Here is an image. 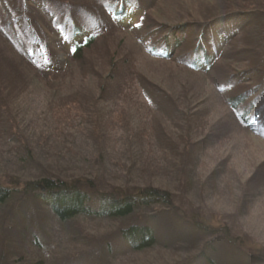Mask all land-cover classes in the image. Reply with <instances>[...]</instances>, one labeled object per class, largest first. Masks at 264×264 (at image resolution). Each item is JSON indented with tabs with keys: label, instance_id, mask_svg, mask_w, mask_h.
<instances>
[{
	"label": "trees",
	"instance_id": "trees-1",
	"mask_svg": "<svg viewBox=\"0 0 264 264\" xmlns=\"http://www.w3.org/2000/svg\"><path fill=\"white\" fill-rule=\"evenodd\" d=\"M57 1L55 4L53 0H0V18L5 17L2 14L4 12L7 15L5 17L7 21L17 20L18 22L25 17L29 22L42 20L52 24L51 28L54 29V34L62 40L58 50L65 53L63 63L54 64L51 62V54L49 60H33L32 55H29L24 49L25 47L21 48L24 42L20 35L22 28H19L16 23L11 25V29L8 31H4L0 27V34L14 48L22 50V57L35 74L40 76L39 74L42 73L41 82L47 84L50 78L51 82L55 84L50 88V94L45 96L51 100L48 109L50 117L44 115L39 119L41 121L36 120L33 125L30 118L28 120L18 119L21 116L16 113V110H8L10 117L3 121L4 123L2 122L8 126V128L4 127L6 129L5 138L15 139L14 142L12 140L4 141L0 146V154L4 155L6 159L4 162L9 161V164L6 163L0 168L3 170L2 179H0V212L3 210L2 207H5L9 210L8 218L11 219L12 204L17 199L26 202L31 198L40 208L46 209V214L49 213L50 216H53L52 220L55 222L69 223V226L64 230L65 233L58 231V235H55L57 240L50 242L51 257H48L56 264H63L66 258H73L75 253L88 250L90 240L81 236V232H85L88 226H93L98 222L127 219L132 217V214L137 210L146 213L147 208L170 205L168 202L172 201L171 195L173 194L169 188L175 187L171 184L176 178V182L180 184V170L178 169L181 152L193 150L190 155L192 167L196 168L201 165V169L208 168L203 158L209 161L213 159V156L207 157L206 152L215 145L212 133V129L215 127L207 123L205 127L198 126V123L205 120L201 113L198 114L199 118L196 124L191 122L190 116H182V113L176 123H169L166 119L169 114L168 110L175 111L176 103L170 99L171 96L162 93V95L157 94L159 97H156L155 100L159 104L158 108L154 104L152 110V112H156L158 118L151 130L148 127L151 125L140 115L136 119L130 117L126 108L128 103L126 95L120 99L122 95L120 89L114 90V92L111 90L113 74L107 73L108 75L103 78L101 72L93 71V68H99L103 73H106L109 63L102 68L101 64L92 65L85 60L84 52L93 46L96 39L105 30L110 29L108 26L115 27L112 24L129 31L133 26H138L140 21L142 29L148 31L154 29L152 26L148 27L154 23L148 14L150 10L146 11L140 7L136 10L138 0ZM1 3L8 6L5 11L2 9ZM57 3H61L62 6L59 11L56 9ZM77 4L82 5V8L88 11L81 9ZM66 5L79 11L70 15ZM263 6H260L259 9L246 11V18L251 19L249 22L251 25L255 21L254 17L263 12ZM257 10H259L258 13ZM52 11L55 14L58 11L61 18L55 17L53 22ZM228 13L231 14L230 10L212 11L208 16L202 18V22L208 24L213 20H221ZM96 15L98 17L100 15L101 19L96 18ZM16 17L20 18L16 19ZM98 19L101 21L98 27L102 28H94ZM28 20L23 21L25 26L29 25ZM233 24L234 26H221L219 29L216 27L213 31L208 30L201 34L198 33V27L194 28L197 30L196 41L189 44L191 48L190 51L187 50L186 54L175 51L171 53L170 46L165 43L167 39L165 36L156 39V41L155 39L150 40V45H145L139 39L141 45L139 47L142 50V55L152 61L175 63L178 67L186 68L196 76L207 78L218 101L233 117L237 128L235 132L242 133L244 130V133L248 132V135L259 136L264 141V67L258 63L243 61V50L239 49L233 53L232 58L235 59L233 62L248 63V69L225 76L219 71L221 67L217 68L218 62L222 59L225 42L230 43L234 33L243 31L244 25L239 27L236 23ZM164 27L159 25L155 28ZM185 27L186 24L183 22L173 27L174 30H178L174 40L175 50L179 49L187 40L188 29ZM37 35L38 31L32 32L26 41L32 44L36 43ZM33 46L36 47V45ZM261 53L264 57V53ZM260 59L264 61L263 58ZM112 68L114 71L115 66L110 67V69ZM214 71L219 76L218 81H211L209 78ZM35 74L32 75L38 77ZM249 82L252 84L248 85ZM43 86L47 87V85ZM139 86L140 91H145L142 87H146L147 91L151 90L148 83L141 82ZM0 90L2 97L8 98V100L14 98L12 91L4 81L0 83ZM96 96L101 100L104 99L100 103L102 105L95 101ZM145 98V103L150 100L147 93ZM178 100L180 101V99ZM121 103H123L122 106H120ZM117 110L120 111L116 113ZM173 120L175 119L173 118ZM1 121L2 119H0ZM232 131L234 130L231 129L230 132ZM199 134V140L192 141V138L189 137ZM2 139L4 140L3 136ZM154 139L157 141L150 142ZM229 139L232 142L235 140L234 138ZM3 147H8L16 152L21 147V161L17 159L12 163L11 160L15 161L13 152H5ZM200 154L202 162L198 161L197 165ZM1 157L0 155V159ZM22 163L26 166L29 164L36 166L33 176H26V178L21 175L26 167ZM7 165H9L8 170L10 171L7 170ZM246 165H248V161ZM175 166L176 168H174ZM222 166L224 164L219 167ZM219 167L215 169H219ZM141 168H146L143 172H148L147 182H134L133 176H137L135 173L139 172L138 169ZM226 169L229 168L225 166V169H222L224 172L220 171V174L219 172L215 174H219L221 178L215 177L218 180L216 188L213 187V190L219 196L225 195L226 200L230 201L231 197L238 198L242 194L243 186L239 181L241 176L233 172H226ZM7 177L9 180L4 181ZM224 177L232 184L223 186L219 190L220 183H223L221 179ZM88 178L91 180L88 181ZM249 178L246 179L244 185L246 191L244 194L246 195L253 189L254 181H256L253 176ZM90 184L99 187V190L97 192L85 191V187ZM250 186L252 189H249ZM112 187L113 192L110 191ZM132 188L136 189L130 191ZM120 190H122L121 193ZM89 193H91L92 201ZM27 196L30 197L27 199ZM246 206L247 204H238L236 207L239 211L240 208L246 210ZM173 208L174 203L171 209ZM164 211H166L165 208L163 211L149 209L146 217H149L150 221L128 225L124 229H120L118 241L121 247L127 249V252L125 255L122 253L123 256L120 257L110 256L108 252H112V249L105 247L103 250L106 251L105 255H108L106 264H139V259L141 264H145L143 260L148 258V253H160V261L170 254L174 250L173 243L171 245L165 242L166 245H161L157 242L155 234V231L158 230L155 225L158 212ZM3 212L0 215H3ZM31 219L30 217L29 221ZM150 222H154L152 226H150ZM184 222L181 223V229L186 228L188 224L190 225L188 230L191 229V232L192 228L193 231L198 230L195 238L200 241L191 248L193 249L198 244L197 248L201 246L193 258L194 260L189 264H204V262L207 264H264V253L256 249L252 252L246 250L242 245L241 238L233 237L232 231L225 226L224 222L216 220V215L190 217ZM12 229L4 225V227H0V232L6 231L8 234L14 232L13 237L15 231ZM191 232L186 235L187 238L192 234ZM183 240L186 238L184 237ZM102 241L100 240V242ZM178 243L180 244V240ZM227 245L230 246V250L224 251ZM190 246V243L185 244V248ZM32 248L41 255L47 252V250L37 248V245ZM24 249V246L20 247V243L15 247L10 246V249L0 260V264H32L34 261L27 262L30 258L28 249ZM156 249L162 251L163 255ZM233 251H236L234 256L231 255ZM230 257L232 258L230 259ZM34 264L39 263L35 262Z\"/></svg>",
	"mask_w": 264,
	"mask_h": 264
},
{
	"label": "rangeland",
	"instance_id": "rangeland-1",
	"mask_svg": "<svg viewBox=\"0 0 264 264\" xmlns=\"http://www.w3.org/2000/svg\"><path fill=\"white\" fill-rule=\"evenodd\" d=\"M53 1H55V4L58 2L57 0ZM138 1L139 3L137 7H135L136 10H138L139 7L146 11L150 10L148 14H150L154 23L148 27L152 26L154 29H152V31H148L144 28L142 29L140 21L138 26H133L129 31H125L124 28L112 24L115 27L108 26L110 29L108 31L105 30L103 34L96 39L93 46L87 52H84L85 60L92 65L101 64L102 68L109 63L106 73H103L99 68H93V71L96 70L101 72V77L103 78L108 75L107 73L113 74L114 80L110 85L111 90L114 92V90L118 91L120 89L122 94L120 99L126 95L128 100L126 108L130 117L136 119V117L140 115V117H143V119L148 121L151 125L148 126L151 130L158 118L156 112H152L154 104L156 108L159 106V104L155 102L156 97H159L157 94L162 95L163 93L166 96H171L170 99L176 103L175 111L168 110L169 114L166 119L169 123H176L177 118H180V114L182 113V116H190L191 122L196 124L199 118L198 114L201 113L205 120L198 123V126L205 127V125L209 124L215 127L212 129L215 145L206 152V156H213V159L209 161L203 158L208 168L201 169V165L200 167L193 168L190 158L193 150L188 152L180 151L183 154L180 155V166L178 169L180 170V184L176 182V178L173 180V184H171V186L175 187L169 188L173 194L171 195L172 201L168 202L170 205L167 207L147 208V210H145L146 213L137 210V212L135 211L132 214V217L127 219L112 220L104 223L98 222L94 223L93 226H88L85 232H81L82 238L90 240L89 246L87 247L88 250L75 253L73 258H66L63 264H106L108 255H105L106 251L103 250L105 247L112 249V252H108L110 256L117 255L120 257L119 254L127 252V249L120 246L118 231L124 229L128 225L150 221V218L146 217L148 210L163 211V208H165L166 211L161 213L158 212V217L155 221V225L158 229L157 232L155 231L156 239L161 245H166L165 242L171 245L173 243L172 247L174 250L165 256L162 261L159 259L160 253H148V258L143 260L145 264H154L155 262H157L156 264H189L190 261L194 260L193 258L197 255L201 247L199 246L197 248L198 244L193 249L191 248L200 241L198 238H195L198 230L193 231L192 228L191 232V229L188 230L190 226L188 224L186 228L181 229V223H185L184 221L188 220L190 217H198L201 215L202 217L216 215V220L224 222L225 226L232 231L233 237L241 238L242 245L246 250L249 252L258 250L264 253V141H262L259 136L248 135V132L244 133V130L242 133L235 132L237 128L234 124L233 117L230 115L229 111H226L224 107H222L207 78L200 75L196 76L186 68L178 67L175 63H160L148 59L142 55L139 42V39H141L145 45H150V40L155 39L156 41V39L165 36V38L167 37L165 43H168V46H170L169 50L171 53L175 51L176 53L186 54L191 48L189 44L196 41L195 33L197 30L194 28L198 27V33L201 34L208 30L213 31L216 27L219 29L221 26H234L233 23H236L239 27L244 25L242 28L243 31L234 33L230 43L225 42L222 59L218 62L217 68L221 67L219 71L224 73L225 76H228L248 69V63H258L264 67V61L260 59H264L261 53H264V6L262 8L263 12L260 14L258 13L259 10H257L258 16L254 17L255 21L252 22V25L249 23L251 19L246 18L245 15L246 11L259 9L260 6L264 5V0ZM1 6L3 11L8 7L4 5V3H1ZM66 6L68 7L67 9L70 15L75 11H79L75 8H69V5ZM78 6L84 9L82 5ZM56 7L59 11V9H61L60 7H62L61 3ZM218 10H230L231 14L228 13L221 18V20H213L208 22V24L202 22L204 16H208L212 11ZM58 11L56 14L53 11L51 12L53 22L55 17L61 18V14L58 13ZM2 14L5 17L7 16L4 12H2ZM5 17L0 18V27L4 31H8L11 29L10 26L14 23L19 25V28H22V34L20 35H22L24 39L21 48L25 47L24 49H26L29 55H32L33 60H49L51 54V62L54 64L63 63L65 61V53L58 50L62 40L57 38L54 34V29L51 28L53 27L52 24L49 22H47V24L42 20H38L39 22L36 21L37 23L32 21L29 22L25 17H23L24 19L22 21L19 20L18 22L17 20L7 21ZM18 18L20 17H16V19ZM96 18L101 19L100 15L99 17L96 15ZM99 19L94 24V28L100 25L101 21ZM24 20H28L29 25L25 26ZM180 22L186 24L185 28L188 29V32L186 34V42L177 49V51L175 50L174 40L176 39V32L178 30H174L173 27L176 24H180ZM159 25L165 27L156 29L155 27ZM209 25H211V27H209ZM35 31H38L36 43L32 44L26 41L27 38H30L31 33ZM31 40L33 41V39ZM33 45H36V47ZM239 49L243 50V61H248V63L233 62L235 61V59L232 58L233 53ZM21 51L22 50L14 48L12 44L0 34V83L4 81L6 85L9 86L14 97L8 100V98L2 97L0 93V119H2L0 122L2 124V126L0 124V146L4 141L8 142V140H12L14 142L15 139L5 138L6 129L4 127L8 128V126H5L3 121L10 117L8 110H16V113L21 116V118L17 116L18 119L28 120L30 118L33 121V125L34 121H41L39 119L43 118L44 115L50 117L48 109L51 100L45 96L50 94V88L55 84L51 82L50 78L47 84L42 83L40 77L42 73L39 74L40 76L35 74L31 66H29L27 61L22 57ZM32 59L31 62L33 61ZM113 65L115 66L114 71H112L113 68L110 69ZM215 72L216 71L212 72V76H209L211 81L217 80L219 77ZM141 82L148 83V87L151 90L147 91L146 87H142L145 91H140L139 85ZM250 84H252V82L248 83V85ZM43 85H47V87ZM146 93L150 100L145 103ZM178 99H180V101ZM102 100L98 96L95 97V101L99 104ZM122 104L123 103H121L120 106H122ZM119 111L120 110H117L116 113ZM104 112L107 113V111ZM173 118L175 120H173ZM37 127L41 128L39 126ZM231 129L234 131L230 132ZM209 132L208 130L207 133L209 134ZM189 137L192 138V141L199 140L200 134L197 136L190 135ZM229 138H234L235 140L232 142ZM156 141L157 139H154L150 142ZM182 141L184 140L182 139ZM2 149L5 150V152H13L15 161L11 160L12 163L16 162L17 159H21V147L18 148L19 150L17 152L10 150L8 147H3ZM0 155L2 156L0 159L1 168L5 166L6 163L9 164V161L7 160L5 163V156L2 154ZM198 161L199 163L202 162L201 154L197 160V165ZM247 161L248 165H246ZM223 164L224 166L220 168L219 166ZM173 165L174 163L172 166ZM8 166L9 165L6 166L7 170ZM225 166L229 168L225 170L226 172H233L241 176V180L239 181H241L240 185L243 186L242 194L238 198L231 197V202L226 200L227 198L225 195L219 196L216 194L217 192L213 190V187L216 188L218 180L215 177L221 178L219 174L224 172L222 169H225ZM35 167L34 164H29L24 168L21 175L25 177L33 176ZM218 167L219 169H215ZM174 168H176V166ZM145 169L146 168L138 169L140 171L135 173L137 176L134 175L132 180L134 182H147L148 172H143ZM2 171L3 170L0 169V179H2ZM217 172H219V174L215 175ZM252 176L256 181H254L253 189L252 186H250L249 189L252 190L246 195L244 194L246 193L244 190L245 181ZM8 180L9 178L7 177L4 181ZM87 180L89 181L91 179L88 178ZM221 182L223 183H220L219 190H221L223 186L232 184V182L229 183V180L225 177L221 179ZM113 187L110 191H112ZM85 188L87 192H97L99 190V187H95L91 184ZM134 189L136 188H132L130 191ZM121 192L122 190H120V193ZM88 195L92 201L91 193ZM29 197L30 196H27V199ZM173 203L174 208L171 209ZM238 204H247L246 210L240 208L238 211L236 207ZM2 209L4 210L5 207H2ZM3 210L1 212H3ZM46 212V209L40 208L31 198L26 200V202L17 199L14 204H12L10 209L11 219L8 218L9 210H4L3 215H0V227H4L5 225L9 227V229L13 228L12 230L15 231V236L12 237L14 232L9 234L6 231L0 232V260L10 249V246L15 247L16 244L20 243V247L24 246V250L28 249L30 258H28L27 262L32 263L34 261L32 264L35 262L39 264H56L49 258L51 257L50 249H52V247H50V242L56 241L55 235H58L57 232H64L65 228L69 226V223H57L52 220L53 216H50L49 213L46 214ZM30 217L32 218L31 221H29ZM42 219L45 221L42 222ZM150 223V226H152L154 222ZM189 232L192 234L187 238L186 235H188ZM194 232H196L195 235ZM106 236L108 237L105 238ZM184 237L186 240H183ZM100 240L103 241L100 242ZM179 240L180 244L178 243ZM106 242L108 243L106 244ZM188 243H190L191 246L185 248V244ZM36 245L37 248L45 251L47 250L46 254L41 255L39 252L35 251L32 247ZM226 247L224 251L230 250V246L228 247L227 245ZM156 250L163 255L162 251L159 249ZM234 253H236V251H233L231 255H236ZM231 258L232 257H230V259ZM183 260L184 262H181ZM139 264H141L140 259Z\"/></svg>",
	"mask_w": 264,
	"mask_h": 264
},
{
	"label": "bare ground",
	"instance_id": "bare-ground-1",
	"mask_svg": "<svg viewBox=\"0 0 264 264\" xmlns=\"http://www.w3.org/2000/svg\"><path fill=\"white\" fill-rule=\"evenodd\" d=\"M80 264V263H79ZM204 264H207L206 262H204Z\"/></svg>",
	"mask_w": 264,
	"mask_h": 264
}]
</instances>
